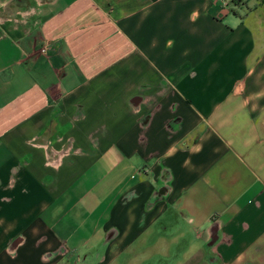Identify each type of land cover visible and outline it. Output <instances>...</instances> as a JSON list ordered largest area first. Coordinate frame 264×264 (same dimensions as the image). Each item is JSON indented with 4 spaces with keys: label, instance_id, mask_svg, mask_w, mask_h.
Wrapping results in <instances>:
<instances>
[{
    "label": "crops",
    "instance_id": "0c3cea01",
    "mask_svg": "<svg viewBox=\"0 0 264 264\" xmlns=\"http://www.w3.org/2000/svg\"><path fill=\"white\" fill-rule=\"evenodd\" d=\"M0 264H264V0H0Z\"/></svg>",
    "mask_w": 264,
    "mask_h": 264
},
{
    "label": "built area",
    "instance_id": "2783aa9c",
    "mask_svg": "<svg viewBox=\"0 0 264 264\" xmlns=\"http://www.w3.org/2000/svg\"><path fill=\"white\" fill-rule=\"evenodd\" d=\"M238 0H221V2L224 4V6H228L229 4H235ZM48 51V47L47 46H42L41 48V52L43 54H46Z\"/></svg>",
    "mask_w": 264,
    "mask_h": 264
}]
</instances>
